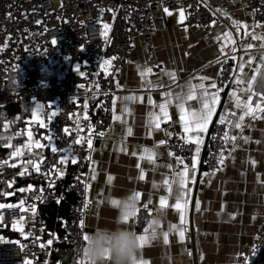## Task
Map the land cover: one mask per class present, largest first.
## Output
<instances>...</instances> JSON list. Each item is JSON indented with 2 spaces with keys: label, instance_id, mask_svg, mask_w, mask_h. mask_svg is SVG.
Masks as SVG:
<instances>
[{
  "label": "built area",
  "instance_id": "built-area-1",
  "mask_svg": "<svg viewBox=\"0 0 264 264\" xmlns=\"http://www.w3.org/2000/svg\"><path fill=\"white\" fill-rule=\"evenodd\" d=\"M240 6L246 8L253 23L264 24V0H0V112L17 103L39 104L42 105L40 119L45 123V127H40L39 120L27 118L18 130L31 145L29 153L36 155L31 166L13 171L6 168V161H0V184L12 185L20 178L41 180L29 184L16 203L0 207V230L8 227L19 232L17 238L0 239V264H23L24 259L32 264H80L84 257L79 250L86 232L80 221H85L87 211L93 206L89 195V161L95 143L114 124V98L126 92L118 86L122 69L134 59L138 41L150 40L154 33L167 29L168 13L164 8H168L169 12L183 11L185 20L177 23L178 27L202 30L206 41L219 47L222 42L215 40L214 25L226 19L237 30L233 19L222 13ZM54 37L56 45L51 44ZM259 49L252 51L257 54ZM239 54L233 51L219 59L221 97L235 81ZM148 58L156 63L158 70L163 68L157 63L153 47L148 50ZM106 60L110 61L109 65L104 64ZM76 65L83 75L76 71ZM28 66L43 71L56 66V78L41 79L28 87L24 84L21 90L10 92L7 84L13 75L14 86L20 87L19 76L26 75ZM257 99L253 97L254 105ZM56 108L57 114L49 120V113ZM232 113H235L233 109L223 106L214 124L203 161L206 184L222 166L221 157L224 163L230 144L224 135L227 132L231 137L235 130L234 124L228 123L236 121ZM221 116L225 118L223 124ZM177 122L178 117L172 116L165 126L170 133L165 145L173 157L183 161V166L191 168L196 146L187 142V134L177 129ZM65 128L69 129L67 134ZM47 136L53 137L51 142ZM77 139L81 140L80 144L75 143ZM34 141L42 146L37 147ZM53 145L58 151H52ZM62 157L68 159L62 162ZM85 185L89 186L87 190ZM62 203L68 204L69 216H58L56 226L52 227L41 208ZM153 213L149 207H139L134 220L139 235L148 227L147 218ZM14 223L16 227L21 224L26 235L22 236L20 228L13 227ZM49 239L53 241L51 245L47 244ZM21 245H25L23 250ZM60 245L68 246L71 251L67 262L54 258ZM263 254L264 223L238 264H256Z\"/></svg>",
  "mask_w": 264,
  "mask_h": 264
},
{
  "label": "crops",
  "instance_id": "crops-1",
  "mask_svg": "<svg viewBox=\"0 0 264 264\" xmlns=\"http://www.w3.org/2000/svg\"><path fill=\"white\" fill-rule=\"evenodd\" d=\"M170 13L171 15H167V29L154 33L150 40L140 39L134 59L122 69L119 88L126 92L119 93L114 98V114L120 119H114V124L107 134L95 143L89 161V195L93 206L85 216V231L90 233L98 226L111 227L116 223V207L105 203L106 197L118 199L130 192L140 191V207L148 202L145 199L147 197L152 201L149 208L153 212L163 210L166 215L157 230V238L140 249L138 259L146 260L148 264H238V259L251 247L257 229L264 223V119L253 120L251 117H245L243 129L235 128L233 132L237 139L235 142L230 139L224 163L219 171L208 184L204 183L201 172L200 181L197 182L203 146L221 103L220 96V103L216 107L208 131L201 134L203 143L200 145L196 170L193 173L189 168V191L185 197L189 203L184 212L183 223L180 213L172 207L178 194V185L173 183L172 192L169 194L162 182L166 178H172L174 171H181L184 166L182 163L177 164V158L169 155L165 143L161 145L159 142L162 139L165 141V126L170 123L172 116L178 117L177 129L184 132L176 96H185L190 84L199 85L201 76L208 77L203 81L206 87L215 82L218 89L219 59L223 54L233 52V48L240 52L237 75H243L245 80L254 68L261 67L260 56L252 50L261 48L260 45L264 41L252 40L251 34L264 36V27L255 26L264 24L254 25L244 6L229 8L222 16H230L241 25L246 23L249 26V35H245L243 27L239 31L234 30L226 19H222L214 25L215 40L222 42L218 47L215 43L206 41L204 31L178 27L177 23L185 20L184 14L181 18V12ZM226 33L231 34L234 43L225 38ZM248 44H251L252 48H248ZM151 47L156 51L157 63L163 66L161 70L148 58V50ZM222 47L224 52H221ZM240 63H244L243 73L239 70ZM146 68H151V72L142 75ZM170 73L175 74L174 80ZM12 79L14 80V77ZM235 88L233 82L224 106L234 110L237 121L242 109L235 107V101L231 97ZM217 89L209 87V91ZM165 93L172 95L166 97ZM237 95L242 100L247 98L243 91L237 92ZM125 97L135 99L127 100ZM149 97L152 103L149 102ZM166 99L170 100L167 109L169 118L161 117L160 129L153 130L150 126V114L159 113V105ZM36 106L31 105L30 113L25 119H33L32 111ZM186 107L198 109L200 104L198 101H186ZM126 108L130 111H124ZM41 112L42 109L39 116ZM18 117H22L20 112L16 115V118ZM129 127L132 129L130 136L127 135ZM18 136V130L14 129L12 121L6 120L0 130V142H3L6 148H13L12 153L20 150V155L13 156L11 153L9 159H0L6 161L8 170L24 169L36 157L34 153H29V141L24 136L26 144L14 147ZM244 137L248 138L247 142ZM121 148L125 150L122 151ZM144 149L157 153L154 164L146 159H139ZM133 152L137 155H132ZM252 160L256 161L255 165L251 163ZM137 164L145 170V179L142 181L137 178L140 172ZM93 173L96 176L94 180L91 178ZM193 175L195 183L191 179ZM108 176L113 177L111 183L107 180ZM16 183L9 187L13 188ZM32 183L38 182H29L28 185ZM154 183L157 187H153ZM28 185L7 192L5 199L8 201L0 202V205L16 203L25 194ZM162 195L168 197V206L165 209H161L159 204ZM134 220L135 217L130 220L129 225L136 231ZM170 224L186 229L185 239L181 241L178 232L171 231L169 244L165 245L161 230L169 231ZM20 226L21 224L16 228ZM4 237L14 239L19 237V232L7 227L0 230V238Z\"/></svg>",
  "mask_w": 264,
  "mask_h": 264
},
{
  "label": "snow or ice",
  "instance_id": "snow-or-ice-1",
  "mask_svg": "<svg viewBox=\"0 0 264 264\" xmlns=\"http://www.w3.org/2000/svg\"><path fill=\"white\" fill-rule=\"evenodd\" d=\"M164 11L166 13H168L169 15H171V13L169 12L168 8H164ZM226 14V13H225ZM181 18H183V11H181ZM215 23V22H213ZM233 24L237 27V30L239 31L241 27H243L245 35H249L248 33V25L245 23L243 25L240 24L239 21H233ZM255 25V22H254ZM255 26H260V27H264V25H255ZM105 28L108 27V25L104 26ZM225 38L230 41H232L231 38V34L230 33H226L225 34ZM251 39L252 40H261L264 41V36H260V35H256L255 33L251 34ZM51 44L52 45H56L57 44V39L54 37L51 40ZM248 48H252L251 44L247 45ZM260 47H264V43H261ZM233 51H235V48L232 49ZM221 52H224V48H221ZM233 59H235V57H232ZM114 59V57H113ZM260 59H264V58H260ZM249 63H251V59L249 60ZM105 65H109L110 61L106 60L104 61ZM76 71L80 72L81 75H83V72L80 69L79 65H76ZM260 66L254 68L252 70L251 75L249 76V78L247 80H245L243 75H237L235 78V85L236 88L232 91L231 93V97L234 99L235 101V107L238 109H242V114L239 115L238 120L233 122V121H228L229 125H233L234 127L237 129H243L244 126V121H245V117H251L253 120L255 119H260L261 118V114H264V93L257 95V93L252 90L251 84H252V79L255 78V76L258 74ZM239 70L240 73L244 72V63H240L239 65ZM151 72V68H146L144 70V72L142 73V75H144L145 73H150ZM171 78L174 80L175 79V74L174 73H170ZM200 79V83L199 85H193L190 84L189 88H188V92L185 96H176L175 99L178 101L177 107L179 108L180 111V121L183 125L184 128V132L185 133H193V135H189L186 137L187 142H190L192 144H194L196 146L195 148V155L192 157V161H191V171L194 173L196 170V166L198 163V157H199V153H200V145L203 143V137H202V133H206L208 131V126L209 124L212 122V118L213 115L216 113V107L217 105L220 103V95H219V89H217V85L215 82L211 83L209 85V87L211 89H217L216 91H209V87H206L205 84L203 83V81L207 80L208 77L207 76H201L199 77ZM119 86V85H118ZM243 86V87H241ZM198 89V91H197ZM243 91L244 93H246L247 98L246 100H242L241 97L239 95H237V92ZM172 94L171 93H165L166 97H170ZM258 97V99L255 102V105L253 106L252 100L253 97ZM125 99L127 100H133L135 99V97H125ZM186 101H198V103L200 104V107L197 108H190V107H186ZM149 102L152 103L151 98L149 97ZM170 103V100L166 99L165 102L161 103L159 105V109L160 112L159 113H151L150 114V126L153 130H158L160 129V123H161V117H163L164 119H168L169 118V114H168V104ZM113 104H115V101H113ZM42 108V105H37L35 109H33L32 111V117L34 120H39V126L40 127H45V123L43 119H40L39 116V111ZM49 108H52V105H49ZM59 109H54L53 111H51L48 115V119L51 120V118L53 116H55L57 114ZM124 111H130L129 109H124ZM233 116H235V113H232ZM113 119H120V117L116 116L115 114L113 115ZM220 123L223 124L225 123V118L223 116L220 117ZM64 132L67 134L69 132V129L65 128ZM149 134H151V132H149ZM100 135H103V133H100ZM127 135H132V129L129 127L127 129ZM166 135H170V133H166ZM29 137L31 138V132H29ZM225 140L231 139L233 142L236 141L237 137L235 135H232L231 137H229V134L226 132L224 135ZM46 139H48L50 142L52 141L53 137L52 136H47ZM245 142H247L248 138L244 137ZM33 143H35V145L37 147H41L42 145L39 144L38 141H34ZM75 143L80 144L81 140L77 139L75 141ZM88 143V147L89 149L92 148V141L91 138L88 139L87 141ZM161 145H163L165 143V141L162 139L159 142ZM257 143H259V141H257ZM31 146V145H30ZM235 147V144L233 145ZM121 150H125L123 148H121ZM52 151L56 152L58 151V148L53 145L52 146ZM13 156L16 155H20V150L17 149L16 152L12 153ZM132 155H137L136 152H133ZM169 155H171V153H169ZM157 157V153L155 151L149 150V149H144L143 152L140 154L139 159L140 160H147L149 163L154 164L155 160ZM90 158V157H89ZM68 157H62V162L64 160H67ZM73 163H75V159L72 160ZM221 164H223V158L221 157L220 161ZM183 163L182 160H180L179 158H177V164ZM251 163L253 165L256 164L255 160H252ZM137 168L140 169L139 175H138V179L139 180H144L145 179V170L143 168H141L140 164L136 165ZM168 167H171V165H168ZM39 169L37 168V171ZM189 172L190 169L188 167V165H184L183 170L181 171H174L173 177L172 178H166L163 180L162 184L163 186L166 188L167 192L169 194H171L172 192V185L173 183L178 185V194L176 196V200L174 205H172V207L175 208V210H177L180 213V217H181V222L183 223L184 221V212L188 206V200L185 199L187 192L189 191L188 189V182H189ZM93 180L96 178L95 174L93 173L92 177ZM192 182L195 183V176L193 175L191 177ZM107 180L109 183L112 182L113 177L112 176H108ZM31 187V186H29ZM89 186L85 185V190H87ZM153 187H157V185L154 183ZM21 191H24V189H21ZM137 199H141V192L140 191H134ZM145 199H147V203L144 204L145 208H148L151 204L152 201L150 199H148L147 197H145ZM21 204L24 203L23 200L20 201ZM111 204L113 207H118L119 206V201L117 199H112L111 200ZM159 204H160V208L161 209H165L168 206V197L167 196H160L159 198ZM0 207H4V205H0ZM85 208L88 207V201L85 202L84 205ZM196 208H199V204H196ZM31 210L33 212V214H35V205L31 206ZM139 212V208L137 209V212L135 214H133L132 217H130L129 215H124L122 217V221L125 224H129L130 220L133 217L137 216V213ZM21 219H23V217H21ZM154 223V222H153ZM80 225L83 228L85 226V221L81 220L80 221ZM13 227H16V224H13ZM160 228V225H159ZM20 233L21 235H26L24 233L23 228L21 227L20 229ZM171 231H176L178 232L179 235V239L181 241H183L185 239V232L186 229L183 228H177L176 225L174 224H170L169 225V231H162L161 230V234L163 236V242L165 245L169 244V232ZM87 232H85L83 239L87 240L88 237ZM157 229L152 227V223L148 224V227L144 229L143 234L138 235V241H139V247L140 249H142L146 244H148L151 240L156 239L157 238ZM2 239V238H0ZM52 240L49 239L47 241V244L51 245L52 244ZM17 243H19L17 241ZM25 247V245H21V250H23V248ZM41 247L43 248L44 245H41ZM23 264H32V262L29 259H24ZM80 264H88V261L86 259H83L80 261ZM134 264H148V262L146 260H142V259H138L136 258L134 261Z\"/></svg>",
  "mask_w": 264,
  "mask_h": 264
},
{
  "label": "clouds",
  "instance_id": "clouds-1",
  "mask_svg": "<svg viewBox=\"0 0 264 264\" xmlns=\"http://www.w3.org/2000/svg\"><path fill=\"white\" fill-rule=\"evenodd\" d=\"M257 55L264 58V47L258 50ZM260 64L258 74L252 79L251 84L257 95L264 93V59H260ZM112 199L111 196L106 197L105 203L111 206ZM117 200L119 206L116 207V223L111 227H96L88 234L87 240H84L79 250L88 264H134L139 255V234L129 224H125L122 217L124 215L132 217L140 207V200L134 191ZM165 215L163 210H157L147 218V223H152V227L158 230Z\"/></svg>",
  "mask_w": 264,
  "mask_h": 264
},
{
  "label": "trees",
  "instance_id": "trees-1",
  "mask_svg": "<svg viewBox=\"0 0 264 264\" xmlns=\"http://www.w3.org/2000/svg\"><path fill=\"white\" fill-rule=\"evenodd\" d=\"M15 77V75H13ZM12 77V78H13ZM56 78V66H53L50 71H43L42 69H32L31 67H27L26 75L20 77L21 86L15 87L13 85L12 80L7 84V88L10 92L14 93L22 89V86H30L34 84L36 81L41 79H55ZM30 103L22 102L11 105L5 108L2 112H0V130L3 128L4 122L6 120L12 121V125L14 129L19 130L20 126L23 124L25 116L30 113L31 109ZM21 113L22 117L18 120L16 118L17 113ZM19 138L16 140L14 147L19 144H26V140L22 135L18 136ZM13 148L4 147V143L0 142V159H9L11 156ZM32 162H29L25 167L31 166ZM10 169V168H9ZM40 182V179H18L16 185L13 188H10L7 184H0V202H6L8 200L5 199V194L12 189L25 188L29 182ZM14 200V199H13ZM16 200V199H15ZM41 213L48 219L50 225L52 227L56 226L57 217H68L69 216V207L68 204L62 203L61 205H47L41 208ZM11 236L13 234L10 233ZM71 251L68 246L60 245L57 247V250L54 253L55 259L62 258L65 262L68 261L70 257ZM256 264H264V254L261 260Z\"/></svg>",
  "mask_w": 264,
  "mask_h": 264
},
{
  "label": "water",
  "instance_id": "water-1",
  "mask_svg": "<svg viewBox=\"0 0 264 264\" xmlns=\"http://www.w3.org/2000/svg\"><path fill=\"white\" fill-rule=\"evenodd\" d=\"M229 88H230V87H228V88L226 89V91H225V93H224V95H223V97H222V100H221V103H220V105H219L218 111H217V113H216V115H215V118H214V120H213V122H212V125H211V127H210V130H209V132H208V135H207V138H206L205 144H204V146H203V151H202V162H201V165H200V167H199V174H198L197 182L200 181L201 172H202V169H203V161H204V158H205V156H206V148H207L208 143H209V141H210V137H211V134H212V130H213L214 124H215V122L217 121V119H218V117H219V115H220V113H221V111H222V108H223L224 103H225V101H226V99H227V96H228Z\"/></svg>",
  "mask_w": 264,
  "mask_h": 264
}]
</instances>
